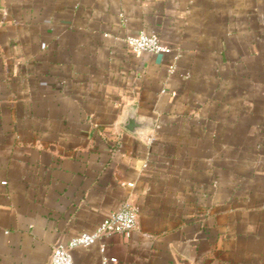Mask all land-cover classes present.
<instances>
[{
  "label": "crops",
  "instance_id": "0c3cea01",
  "mask_svg": "<svg viewBox=\"0 0 264 264\" xmlns=\"http://www.w3.org/2000/svg\"><path fill=\"white\" fill-rule=\"evenodd\" d=\"M125 205L130 235L74 264H264V0L2 1L0 264Z\"/></svg>",
  "mask_w": 264,
  "mask_h": 264
},
{
  "label": "built area",
  "instance_id": "2783aa9c",
  "mask_svg": "<svg viewBox=\"0 0 264 264\" xmlns=\"http://www.w3.org/2000/svg\"><path fill=\"white\" fill-rule=\"evenodd\" d=\"M126 43L134 53H170L171 47L160 39L156 33L140 32L138 35L126 38ZM5 183V182H3ZM131 185V184H130ZM137 210L125 205L122 208L106 216L95 230L83 232L71 237L67 242L58 243L54 246L52 264H74L72 251L78 247H90L103 240L107 235L120 233L130 235L137 225ZM101 251H105V244L101 245ZM111 261H117L111 258ZM108 258H104L107 262Z\"/></svg>",
  "mask_w": 264,
  "mask_h": 264
},
{
  "label": "water",
  "instance_id": "95a60500",
  "mask_svg": "<svg viewBox=\"0 0 264 264\" xmlns=\"http://www.w3.org/2000/svg\"><path fill=\"white\" fill-rule=\"evenodd\" d=\"M3 0H0V6ZM124 126L135 134H143L150 130L152 123L147 120H143L135 114L134 110L131 109L124 120Z\"/></svg>",
  "mask_w": 264,
  "mask_h": 264
}]
</instances>
